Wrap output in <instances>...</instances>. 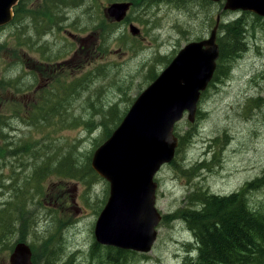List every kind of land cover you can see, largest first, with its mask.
Returning a JSON list of instances; mask_svg holds the SVG:
<instances>
[{"label":"rangeland","instance_id":"obj_1","mask_svg":"<svg viewBox=\"0 0 264 264\" xmlns=\"http://www.w3.org/2000/svg\"><path fill=\"white\" fill-rule=\"evenodd\" d=\"M109 1H128L132 6L139 4L141 10L144 9V3L152 4L151 0H82L74 8L69 5V21L76 19L70 22H75L76 27L65 22L62 29L45 36L48 40L46 47L40 45L41 39L32 29V20L24 24L21 13L26 6L34 19L38 20L42 13H50L52 0H25L19 17L11 25L0 27V72L3 73L2 80H6L4 87L0 88V98L3 95V99L9 101L0 116L13 118V134L17 137L31 136L29 140L33 148L50 144L46 152L59 151L58 154L64 158H77L84 164L88 162L94 146L105 138L104 126H101L103 118L111 111L114 115L122 116L151 82H145L150 76L149 70L158 72L167 63V60L156 57L158 53L155 49L169 53L189 41L181 40L176 44L179 35L174 33L173 25L184 22L191 13V6L177 9L167 2L153 5L152 9L146 11L153 20V26L146 24L147 16H136L132 9L129 12L132 16L117 22L119 24H112L104 12ZM199 1L206 8L209 31L216 14L222 10L223 0L218 5L211 4L210 0ZM238 16H241L239 10L220 12L217 35L224 21ZM245 17L249 20L247 26H250L254 42L247 41L246 52L240 59L230 62L231 56H226L224 62L232 63L233 67L229 77H224L213 89L211 82L207 85L206 98L200 97L198 104V109L205 112L206 116L191 123L184 114L174 128L175 132L185 134L197 123L196 137L189 145L181 146L178 154L175 153V160H181L185 154L187 163L202 161L205 156L201 153L204 151L210 157V160L205 159L206 165L214 161L212 169L201 170L198 176L188 179L174 170L171 164L174 158L162 165L154 177L157 183L155 203L162 216L181 207L185 196L197 187L219 195L232 193L246 181L258 178L264 169V104L254 107L255 97L264 100V22L255 20V16L250 14ZM130 24L137 27L139 32L132 33ZM115 25L121 26L124 36H105L103 30ZM161 25V29H156V26ZM69 32L75 38H70ZM64 84L74 89L71 97L73 108L68 102L66 110L58 107L56 113L49 114V118L53 119L45 121V124H51L39 130L34 123L48 115L44 112L55 108L56 102L62 101L55 89ZM91 95V102L95 105L99 98L109 102L118 99L121 104L114 109H104L103 114L97 117L92 116L91 110L87 108L90 118H80L79 110L83 108L79 106L87 104ZM250 98L252 101L248 103ZM38 105L44 106L45 111H39ZM245 105L249 109H244ZM61 118H68L66 127L60 124ZM114 120H108L107 127H112ZM89 124L95 129L91 130ZM36 163L43 170L40 163ZM74 163L76 167L83 168L81 177L68 176L61 181L52 175L44 181L45 190L41 201L45 207L39 208L37 215L29 220V225L33 219L40 223L39 229L36 227L35 235L29 236L27 241L39 243L42 236L49 238L54 233L53 227H48L43 219L53 216L56 210L54 199L59 197V209L63 210L64 221L69 224L75 221L68 228L60 230V236H65L67 251L77 248L84 250L81 253L76 251V259L80 257L79 264H104L99 258L105 257L107 247H115L99 244L96 257L90 260L87 246L94 241L93 228L108 194V182L95 171L93 177L86 178V166L77 161ZM25 167L24 170L28 165ZM51 183H54L52 187ZM59 184L61 187L57 188ZM14 194V189L6 187L2 188L0 195L10 197ZM248 197L253 205L261 204L264 201V186L252 190ZM27 207L25 205L24 208ZM31 215L29 210L24 218ZM156 229L157 236L151 251H134L128 254L123 264H181L186 244L194 243L193 235L179 221L166 223L162 218ZM239 229L244 231L243 226H239ZM222 238L229 241L223 233L219 239ZM215 248L219 256H225L224 247L216 245ZM9 254L10 251L3 253V261L6 262L1 261V264L7 263ZM189 256L196 257L191 250L185 253L184 258ZM39 262L41 264V258ZM188 262L191 263L189 259Z\"/></svg>","mask_w":264,"mask_h":264},{"label":"trees","instance_id":"obj_2","mask_svg":"<svg viewBox=\"0 0 264 264\" xmlns=\"http://www.w3.org/2000/svg\"><path fill=\"white\" fill-rule=\"evenodd\" d=\"M81 3L82 0H52V4L49 6L50 13H42L39 15L38 20H35L34 16L31 15V10L24 9L23 11L21 10L23 22L26 24L29 19L32 20V29L41 39L40 45L43 44L46 47L48 40L45 36L54 32L58 27H62V24H65L67 21V23L76 21V19L69 21V5L74 8ZM259 21L264 22L261 19ZM248 22L247 18L240 16L227 25H221V32H219L221 48V54L219 55L220 63L216 69L215 78L217 76H221V78L229 77L233 68L230 62L240 59L246 52L247 41H253L250 26H247ZM103 32L107 37L115 36L122 38L124 36L121 26L116 25L105 28ZM157 53L158 56L156 57H160L162 61L167 60L168 62L174 50L171 54L170 52L161 53L160 51H157ZM227 55L231 56L230 62H224ZM149 72L150 76L146 78L145 82L152 81L158 74V72H152L151 70ZM1 77H3V74H0V88H3L6 80H2ZM20 83L22 82L20 81ZM55 90L61 95L62 101L56 102L57 106L55 108L46 111L44 106L38 105L39 111H45L44 113L48 114L39 118L37 123H34L39 127V130H44L43 127L51 124H45V121L49 122L53 119L49 118V114L56 113L58 107L66 110V102H68V104H71V108H73L71 97L74 89L65 84ZM3 98L2 95L0 98V112L9 104V101ZM91 100L90 96L87 104L79 106V108H83L79 110L78 115L80 118H90L87 114V108L91 110L92 116L97 117L103 114L104 109H114V107L121 104L118 99L109 102L104 100V98H99L96 100L97 105L91 102ZM251 101L252 98L247 102ZM263 104L264 100L261 97H255V108ZM244 109H249L248 105H245ZM204 115L205 113L203 112L199 113L196 116L197 121L202 119ZM120 116L114 115V112L111 111L106 118H103L101 126H104L105 138L118 125L122 118ZM111 119H115V123L113 122L114 125L112 127H107V121H111ZM13 120V118L0 116V194L2 193V188L10 187L15 190V194L10 197H1L0 195V262L5 259L3 253L11 251L18 243L17 241L26 242L29 236L35 235L37 221L33 219L29 225V220L37 215L36 213L39 208L45 207L41 201L45 188L42 183L43 179L39 178L42 175H46L45 180L52 175L60 179L68 176L73 178L81 177L80 171H83L82 167L75 166V161L82 163L77 158H64L58 154L59 151L46 152L51 147L50 144H43L37 148H33V144L29 141L31 136L26 138L28 140L25 138L13 140L8 136V133H5L6 128L11 127ZM67 121L68 118H61L60 124L62 127H66ZM23 122L25 123V119H23ZM196 124L191 127L188 133H176L179 140L176 154L182 148L181 146L189 145L196 137ZM25 126L29 127L26 124ZM88 127L91 130L95 129L92 124H89ZM45 135L47 136L48 133H45ZM101 142H98L94 146V149ZM92 152L90 153L88 162L82 163L86 166L84 169L86 178L88 176L93 177L92 174H94V170L89 165ZM36 162L40 163V168H43V170L39 169ZM213 163L214 161L212 160L206 165V161L202 160L187 164L184 154L181 160L176 161L174 158L171 162L174 170L188 179L198 176L201 170L207 169L210 171ZM26 165L28 167L24 170ZM6 177H9V179L5 180ZM263 186L264 169L258 178L246 181L239 189L232 191V193L219 195L215 192H210L209 189L200 190L197 187L185 196L181 207L172 213L164 214L162 216L164 222L179 221L193 235L194 243L191 241V245L186 244L185 253L191 250L196 258L189 259L190 263L188 262V258H184V253L181 264H264V201L261 204L253 205L248 197V194L252 190ZM25 205L28 206L26 209L24 208ZM29 210L32 212L31 217L24 218ZM55 221L60 223V229L67 225L63 217H57ZM239 226H243L244 231H241ZM222 233L229 238V241L224 238L222 240L219 239ZM63 235L60 236L59 231H54L49 238H43L44 236H42L40 241L38 240L39 243L29 242L28 244L32 250V264H40V258L41 264H43L42 262H46V264L47 262L48 264H53L54 262L57 264H79V258L76 259V251L77 253L83 251L79 248L67 251L68 247ZM13 238L17 239L10 241ZM216 245L224 247L223 253H225V256L221 257L218 255L219 252L216 251ZM99 248L100 245L95 240L87 246L90 260L96 257ZM107 249L105 257L99 258V261L104 264H123L126 262L128 254L134 253V251L118 248L112 249L107 247Z\"/></svg>","mask_w":264,"mask_h":264},{"label":"water","instance_id":"obj_3","mask_svg":"<svg viewBox=\"0 0 264 264\" xmlns=\"http://www.w3.org/2000/svg\"><path fill=\"white\" fill-rule=\"evenodd\" d=\"M17 0H0V26L12 19ZM129 2L111 3L105 12L116 21ZM224 8L264 16V0H225ZM217 25L207 39L191 42L135 98L118 126L94 151L92 169L109 184L108 197L95 221L96 242L146 253L157 236L161 214L156 207L155 174L175 155V124L184 112L194 120L196 103L212 77L218 57ZM132 33L139 30L130 25ZM202 45L206 48L202 49ZM31 249L17 243L8 264H32Z\"/></svg>","mask_w":264,"mask_h":264},{"label":"flooded vegetation","instance_id":"obj_4","mask_svg":"<svg viewBox=\"0 0 264 264\" xmlns=\"http://www.w3.org/2000/svg\"><path fill=\"white\" fill-rule=\"evenodd\" d=\"M210 1H211V4L218 5L219 3H221L222 0H210ZM23 2H25V0H17V2L15 3V5L13 7L14 16H13L12 23L16 20L17 16L19 17V14L21 13L20 11L22 10V7H23V5H22ZM160 2H167V4L169 6H172V7L177 8V9H182V8L185 9L188 6H191V13L188 14V17L184 19V22H176V24L173 25L174 33L177 36L180 35L181 36V40H189L187 43H189V42H199V41H203V39L206 38V36L211 31L212 28L208 31V28H207V25H206V23L208 22V20L205 17L206 8H205V6H202V4L200 3L199 0H151V3L152 4L148 3V5H147L146 3H144V9L143 10H141V7L142 6H140L139 4H136L134 6H131V9L133 10V14L134 15L140 16V17H144V16L149 15V13H147L146 11H148L149 9H152L153 8V5H155V4L159 5ZM111 3H113V2L109 1L108 6ZM223 5H224V0H223ZM223 5H222V10L220 12L225 11L223 9ZM149 7H151V8H149ZM24 9H27L26 6H25ZM220 12H218L216 14L215 20H216L217 15H219V17H220ZM198 14L200 15L199 18H198ZM240 14H241V17H244V18H246L245 17L246 15H249L245 11H240ZM21 16H22V13H21ZM239 17L240 16L235 17V18H232V19H229V20H226L222 24L227 25V24L235 21ZM176 20H178V18H176ZM261 20H264V18L261 19ZM109 21L112 24L117 23V22L113 21L111 18H109ZM145 22H146V24H149V25H152L153 26V20L149 16H147L145 18ZM195 22H197L198 25H196ZM117 24H119V23H117ZM214 25H215V22H214L213 26ZM219 25L220 24H218V28H219ZM69 26L75 28L76 27V23H74V22L73 23H70ZM62 28L63 27L60 26L57 29L59 31ZM159 28L161 29L162 26H158V27L156 26V29H159ZM66 31H67V29L65 30V32ZM217 31H218V29H217ZM219 32H221V31H219ZM219 35H220V33L216 36V42L218 43L219 49L221 51L220 43H219ZM68 36L70 38H75V35L73 33H71V32L68 33ZM205 48H206V46L205 45H202V49H205ZM177 52H178V50L176 49L174 51V53H172L171 59L176 55ZM169 61L164 66H166L169 63ZM212 89H213V87H212ZM206 95H207V93H206ZM42 263L43 264H46V262H42ZM47 264H48V262H47Z\"/></svg>","mask_w":264,"mask_h":264},{"label":"bare ground","instance_id":"obj_5","mask_svg":"<svg viewBox=\"0 0 264 264\" xmlns=\"http://www.w3.org/2000/svg\"><path fill=\"white\" fill-rule=\"evenodd\" d=\"M196 118V117H195ZM14 129L15 128H13V122H12V124H11V127L10 128H6V131L7 130H10L9 131V133H8V136H10L13 140H17V139H21V138H27L28 136H20V137H17L16 135H14L13 134V131H14ZM26 140H28V139H26ZM30 141V140H29ZM225 144V143H224ZM223 144V145H224ZM222 148H223V146H222ZM203 156H205L204 158H203V160L204 161H206L205 159H207V160H210V157L206 154V153H204V151L201 153ZM184 156H185V154H184ZM185 159H186V157H185ZM212 161V160H211ZM187 163V162H186ZM187 164H189V162L187 163ZM185 166H187L186 164H185ZM157 184V183H156ZM197 246V245H196ZM194 248V247H193ZM188 259H192L193 257H187ZM196 257H194L193 259H195ZM115 261V260H114ZM68 262V261H67Z\"/></svg>","mask_w":264,"mask_h":264}]
</instances>
